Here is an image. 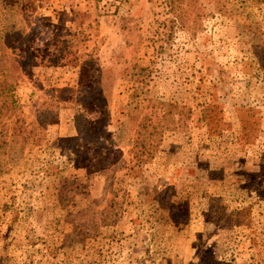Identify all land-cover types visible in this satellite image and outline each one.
I'll return each instance as SVG.
<instances>
[{
	"label": "rangeland",
	"instance_id": "rangeland-1",
	"mask_svg": "<svg viewBox=\"0 0 264 264\" xmlns=\"http://www.w3.org/2000/svg\"><path fill=\"white\" fill-rule=\"evenodd\" d=\"M0 264H264V0H0Z\"/></svg>",
	"mask_w": 264,
	"mask_h": 264
}]
</instances>
